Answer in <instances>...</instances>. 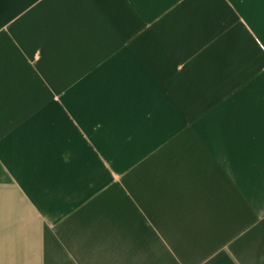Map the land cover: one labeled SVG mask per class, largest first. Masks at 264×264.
Returning <instances> with one entry per match:
<instances>
[{"label":"crops","instance_id":"crops-1","mask_svg":"<svg viewBox=\"0 0 264 264\" xmlns=\"http://www.w3.org/2000/svg\"><path fill=\"white\" fill-rule=\"evenodd\" d=\"M0 264H264V0H0Z\"/></svg>","mask_w":264,"mask_h":264},{"label":"rangeland","instance_id":"rangeland-1","mask_svg":"<svg viewBox=\"0 0 264 264\" xmlns=\"http://www.w3.org/2000/svg\"><path fill=\"white\" fill-rule=\"evenodd\" d=\"M36 226H37V224L35 223L33 218L29 217V228L36 227Z\"/></svg>","mask_w":264,"mask_h":264}]
</instances>
